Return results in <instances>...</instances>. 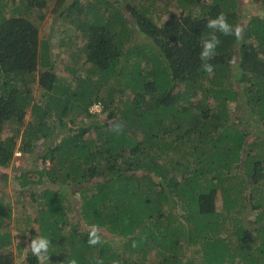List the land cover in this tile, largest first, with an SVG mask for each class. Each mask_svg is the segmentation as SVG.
I'll use <instances>...</instances> for the list:
<instances>
[{"label": "trees", "instance_id": "obj_1", "mask_svg": "<svg viewBox=\"0 0 264 264\" xmlns=\"http://www.w3.org/2000/svg\"><path fill=\"white\" fill-rule=\"evenodd\" d=\"M146 1L74 0L61 13L66 0H26L7 17L16 0H0V168L14 152L40 160L29 183L56 188H30V222L61 263L264 264V0H250L247 20L239 0ZM50 2L82 38L66 76L45 51L38 60ZM221 13L239 37L207 27ZM134 32L145 42L132 43ZM212 35L221 44L201 61ZM67 190L80 203L64 234ZM7 204L0 196V264H16ZM93 229L101 242L90 246ZM25 260L40 264L30 250Z\"/></svg>", "mask_w": 264, "mask_h": 264}, {"label": "rangeland", "instance_id": "obj_2", "mask_svg": "<svg viewBox=\"0 0 264 264\" xmlns=\"http://www.w3.org/2000/svg\"><path fill=\"white\" fill-rule=\"evenodd\" d=\"M74 0H66L63 4L61 13H63L67 7L72 4ZM84 6L91 3L92 0H78ZM125 2H129L130 5L135 7L147 6L148 1L146 0H123ZM26 0L19 2L11 3L8 2V6H6L3 10V14L5 13L8 16L11 15H23V5H25ZM242 14L245 19H249V16L252 15V9L250 7V0H239ZM13 11L11 8L17 6ZM54 4L51 2L48 4L47 9L40 13V19L37 23V28L39 32V40L40 46L38 48V60L40 63V55L42 51H45V56L49 61H52L54 65V70L58 75H67L68 69L67 67H78L80 61L82 60V56L78 53V48L82 45V38L79 37V33H77L72 27H69L65 24L64 20L60 18V12L53 13ZM154 13L161 14V10L157 7ZM174 8V7H173ZM248 9H251L248 11ZM178 8L175 6L174 9H171V12H178ZM254 11H256L253 8ZM11 11V13H10ZM257 12L260 13L257 9ZM161 16L162 19H166L168 14L163 13ZM72 28V29H71ZM132 43H144L145 40L138 32H134L132 35ZM48 67H46L47 69ZM38 69L35 73V82L33 85V98L40 97L41 90L38 87ZM84 70L81 69L80 73L84 74ZM99 106L93 107L94 111H98ZM28 112L24 117V120H28ZM8 131H4L3 135H6ZM35 154H20L18 152H14L12 161L7 165V167L0 168V196H2L7 206L4 207L6 210L9 209V214L7 218L3 219L2 229L8 233L9 235V243L8 250L12 251L14 255V261L16 264H27L26 256L28 251V243L32 239L40 237L38 227L35 223L30 222V219L36 216V211L38 203L32 201L29 197V193L37 192L41 194L43 189L46 187H51L55 190V186L51 184L49 181L44 180L38 184H31L29 180L36 179L35 169L39 167L40 160L37 161V157ZM26 172V178H22V174ZM20 181H26V185L21 186ZM58 189V188H57ZM24 191V192H23ZM23 192V193H21ZM61 192V190H60ZM59 192V193H60ZM66 200H63V211H64V224H61L60 229L62 233L66 234L67 231L72 225H75L77 220L74 215L77 213V207L79 205V194L77 192L66 191ZM69 199V200H68ZM78 226V225H76ZM83 227V225H81ZM60 233V230H59ZM57 241V240H56ZM61 253L54 251L50 252L48 249L49 259L47 261L41 262L40 264H72V260H65L64 263H61L63 257H60Z\"/></svg>", "mask_w": 264, "mask_h": 264}, {"label": "clouds", "instance_id": "obj_3", "mask_svg": "<svg viewBox=\"0 0 264 264\" xmlns=\"http://www.w3.org/2000/svg\"><path fill=\"white\" fill-rule=\"evenodd\" d=\"M207 27L210 29H213L217 32L222 33L225 36L228 35H235L237 37L241 34V29L239 26L233 28L232 25H230L227 21L226 16L221 13L217 18L210 19L208 21ZM221 44L220 39L216 35H212L210 39L203 42L199 57L201 61H209L215 57L216 49ZM205 72L208 74H212L214 69L211 64L204 63L203 64ZM117 126L114 125L113 128H116ZM122 131V126H120L119 131ZM101 242L100 236L97 234V230L93 229V231L89 234L88 243L90 246H95ZM50 241L43 237H37L35 239H32L30 243H28V248L30 249L32 255L37 257L38 261L44 262L49 259L48 256V248H49ZM135 246V244L133 245ZM72 264H76V261L73 260ZM96 264H103L102 260H97Z\"/></svg>", "mask_w": 264, "mask_h": 264}, {"label": "built area", "instance_id": "obj_4", "mask_svg": "<svg viewBox=\"0 0 264 264\" xmlns=\"http://www.w3.org/2000/svg\"><path fill=\"white\" fill-rule=\"evenodd\" d=\"M97 105L99 106V104L97 103V104L93 105V107H95V106H97Z\"/></svg>", "mask_w": 264, "mask_h": 264}]
</instances>
